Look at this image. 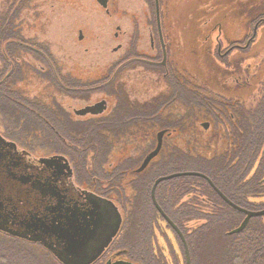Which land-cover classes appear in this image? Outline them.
Instances as JSON below:
<instances>
[{"label":"rangeland","instance_id":"1","mask_svg":"<svg viewBox=\"0 0 264 264\" xmlns=\"http://www.w3.org/2000/svg\"><path fill=\"white\" fill-rule=\"evenodd\" d=\"M151 5L147 13L142 0H109L107 15L96 0H22L17 14L4 11L16 15L13 21L16 34L11 42L16 45L14 63L19 74L16 84L10 85L21 102L41 108L61 105L60 93L51 89L52 83L48 82L52 74L79 87L80 93L87 92L67 95L63 105L71 112L105 100L110 105L121 102L124 109L147 106L148 116L153 115L146 127L131 124L125 133L116 137L107 135L110 152L103 171L110 179L99 176V181L101 190L110 192L124 220L116 243L125 240L132 231L128 215L131 205L127 202L138 192L130 187L134 180L131 173L125 177L117 173L116 178L114 170L127 162L133 166L132 171L138 169L155 150L157 135L163 129H169L171 136H166L160 155L143 176L172 149L194 157L212 158L221 154L228 139L224 128L212 117L213 111L220 114L224 111L235 121L240 109L254 107L264 91V25L257 29L255 41L249 47L254 28L259 24L254 22L264 21V0H160V17L170 50V75L164 78L161 72L156 73L140 62L117 71L115 62L132 47L135 51L139 49L148 37L138 28L148 26L151 21L155 24V3ZM118 27L121 30L115 38ZM119 45L122 51L114 53ZM237 46L246 49L232 52ZM8 64L12 68L10 61ZM115 72L116 78L111 83ZM236 78L243 88L235 83ZM180 90L187 92L183 95L198 96L200 105L190 102ZM208 100L220 105L216 108L206 105ZM25 117L21 109L5 104L0 108V133L20 149L32 151L37 158L53 154L55 144L47 138L45 130ZM205 123L210 124L207 131L201 127ZM78 149L80 157L74 159L69 154L68 158L74 165L85 169L87 165L90 169L93 151H84V155L83 149ZM160 225L180 264H184L174 234L164 223ZM164 240L160 233L161 249L169 264H173ZM21 242L38 264H61L41 247Z\"/></svg>","mask_w":264,"mask_h":264},{"label":"trees","instance_id":"2","mask_svg":"<svg viewBox=\"0 0 264 264\" xmlns=\"http://www.w3.org/2000/svg\"><path fill=\"white\" fill-rule=\"evenodd\" d=\"M256 23H259L258 28L264 25V21L256 20L254 25ZM180 92L182 96L190 98V102L200 105L195 94L188 96L183 95L187 92ZM210 104L216 108L219 103L208 100L206 105ZM33 108L36 116H46L41 107L36 105ZM213 113L214 120L226 131V150L212 158H206L172 149L153 166L147 176L137 178L143 185L139 211L134 217H130L134 231L128 232L126 239L116 246L117 249L131 250L137 264H169L158 241L160 233L170 250L172 263L180 264L179 257L164 235L160 223H164L166 229L174 234L185 260L184 247L179 236L160 217L151 201V189L160 177L183 172L200 173L208 177L236 206L248 211L264 209V91L254 107L240 109L235 121L232 120L234 117L224 111L221 114ZM52 127L53 131L48 126L43 125L42 128L47 129V133H57L64 139L63 141L59 136L55 137V151L67 152L76 159L81 156L79 147L83 152L90 149L93 151L91 156L94 161L90 169L87 165L86 169L83 168L86 177L88 170L92 177L110 179L103 171L110 152L107 135L110 136L114 129L124 130L126 124L121 121L114 124L110 119H100L84 125L70 123L69 129L61 125ZM129 166L127 162L118 167V170L115 169V177H118L117 173L122 176V172ZM155 197L164 214L182 232L189 249L191 264H264V217L250 219L242 231L233 233L241 227L245 215L228 206L206 180L179 177L165 181L157 187ZM130 244L132 246L128 247ZM0 264L38 263L23 242L0 234Z\"/></svg>","mask_w":264,"mask_h":264},{"label":"flooded vegetation","instance_id":"3","mask_svg":"<svg viewBox=\"0 0 264 264\" xmlns=\"http://www.w3.org/2000/svg\"><path fill=\"white\" fill-rule=\"evenodd\" d=\"M142 1L145 4L146 9L148 8V13L149 9L152 8L151 3H155L156 0ZM96 2L102 9L106 11L107 15L110 14V11L108 10L109 0H106V8L101 6L98 0H96ZM20 3L22 4V0H0V108L5 104H12L16 108L21 109V112L26 116L25 118L38 123L41 127H43V125L48 126L51 131L54 130L52 125H61L65 129H69L68 125L70 123L84 125L98 121L100 119H110L111 123L114 124H117L118 122L120 123L121 121L127 125L124 130H112L110 136L112 135L115 137L121 133L127 132V130H129L128 127L131 124H141L142 127L147 126V122L150 119L148 116L149 114L147 106H132L130 108L124 109V107H122L123 103L121 102L115 105H110L107 101L103 100L94 104H85L79 109H72L71 112V110H69V108L67 106L65 107L63 104H66L68 98L67 95H74L77 94V92L80 93L81 89L79 87L69 85L64 81V79H58V75L50 74L48 82L49 84L52 83V85L50 84L51 89L58 90V93H60L62 104H56L55 108L50 106L42 107L46 114L45 117L36 116V111L33 108L36 105L27 102H21L19 100V96H17L16 93H13L12 86L10 85V83L16 84V79L19 74V71H16V65L14 63V61H16L15 54H17V49L15 48L16 45H14V42H11V40L15 39L16 34V29L13 22L16 19V15H11L10 13L17 14ZM158 4L160 16V0H158ZM6 10L11 12H4ZM145 19L148 20L149 18L147 19V17H145ZM155 19V24L154 21H151L152 23L148 26L143 25V28H138L141 29L140 33L142 32L143 35L148 34V37L145 36L146 38L144 39V42H142L143 45L139 49L137 48L135 51L132 47L129 49V53L125 54L122 58L115 62L117 71L125 65L131 64L132 62H140L148 68L153 69L156 73L161 72L164 75V78L170 75V64L168 62L170 50L166 44L161 17L160 31L158 29L157 17ZM117 30L118 33H116L115 38L119 37V31L121 28L118 27ZM255 38H251L249 47L253 44ZM82 39L83 35L80 32L79 40L81 41ZM147 42H149V46L147 45ZM6 43L8 44L6 48L7 50L4 48ZM218 48L219 51H221L220 46H218ZM122 49V45H119L114 49V53H119L122 51ZM245 49L246 48H244V46H237L236 49H232V52L235 50L244 51ZM8 61L12 63V68L10 67V69ZM116 72L114 75H111V80H109V82L112 83L115 80L117 75ZM235 83L239 84L240 87L243 86V84L237 78ZM172 85L174 86V82H172ZM86 93L87 92L80 94ZM113 93L115 95L116 92ZM102 103H106V105L102 107L98 106ZM91 109L93 112L90 111ZM94 110L100 111L95 113ZM86 118H91V120H87ZM203 125L201 127L205 131L210 128V124H208L207 129H205ZM162 131L166 132L162 139L163 147L164 139L166 136H171V133L169 129H163L160 132ZM45 132H48L47 129ZM58 136L64 141L63 137L57 133L55 135L47 133V138L51 143H54L55 146L57 145L54 142V139ZM68 156L69 155L67 152L60 153L55 151L49 156L37 158L35 155H33L32 151L20 149L15 142L0 133L1 235L24 241L29 244L37 245L54 257L53 253L47 249L44 244H42V242L30 240L43 235L40 231H35L33 225H38L40 221H42L48 228L52 230L51 227L54 222L59 224L65 221L63 218L64 216H67L71 213L82 214L91 210L92 206L89 201H95L97 198L111 201L119 209L116 203H114V201L111 199L110 192L107 190H101L99 178L96 176L92 177L90 175V171L88 170H86V172L88 173L89 178L86 177L83 168H79L74 165ZM149 166L141 173H137V169L132 171V165L122 172V177H125L130 173L131 176H134V180L130 183V187L135 192H138V195L130 197V200L127 202L131 205V211L128 213L130 217H134L139 211L138 208L141 197V192L139 191H142L143 182L137 180V178H142ZM123 221L124 220L122 217L121 228L123 226ZM49 234L51 236L44 235L41 237L45 241L51 243L53 246H56L57 241L55 236H53L51 233ZM118 235L103 252L100 258L93 264H107L109 262L115 263L118 261L137 264L133 260L131 250L116 248L117 243L115 240L117 239ZM21 236H24L25 238H22ZM131 246V244L128 245V247Z\"/></svg>","mask_w":264,"mask_h":264},{"label":"water","instance_id":"4","mask_svg":"<svg viewBox=\"0 0 264 264\" xmlns=\"http://www.w3.org/2000/svg\"><path fill=\"white\" fill-rule=\"evenodd\" d=\"M98 2L101 6L106 8V0H98ZM155 4L158 29L160 31L158 0L155 1ZM257 27L258 26H255L254 28L252 39L256 36ZM104 105H106V103H102L98 106L102 107ZM92 109L90 111L93 112ZM99 111L100 110L95 111V113ZM203 126L205 129L208 128V124H204ZM165 133V131H162L157 135V146L155 150L145 157L141 166L139 167V169H137V173L143 172L151 164V162L158 157L162 150V139ZM179 177H198L206 180L210 184L212 189L228 206L245 215L246 218L243 224L233 233L242 231L250 221V219L264 217V209L260 211H248L233 204L214 186V184L208 179V177L203 174L196 172H183L158 178L154 182L151 189V199L159 215L164 219L166 224L179 236L184 247L186 264H191L189 249L186 240L178 227L161 210L155 197L156 189L162 182ZM89 203L92 206L91 210L82 214L71 213L67 216H64L63 218L65 219V221L59 224L54 222L51 227L52 230L48 228L42 221H40L38 225H33L35 231H40L43 234L41 236H51L49 233L53 234L57 241L56 246H53L51 243L45 241L41 236L30 240L35 242H42V244H44V246L53 253L54 257L61 264H93L100 258L103 252L108 248L111 242L118 235L122 225V216L119 209L111 201L97 198L95 201L90 200ZM21 237L25 238L24 236ZM107 264L131 263L118 261L115 263L109 262Z\"/></svg>","mask_w":264,"mask_h":264}]
</instances>
